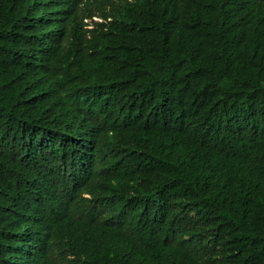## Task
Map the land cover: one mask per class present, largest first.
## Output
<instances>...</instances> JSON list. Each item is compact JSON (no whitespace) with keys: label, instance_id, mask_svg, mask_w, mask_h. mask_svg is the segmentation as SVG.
<instances>
[{"label":"trees","instance_id":"trees-1","mask_svg":"<svg viewBox=\"0 0 264 264\" xmlns=\"http://www.w3.org/2000/svg\"><path fill=\"white\" fill-rule=\"evenodd\" d=\"M0 264H264V0H0Z\"/></svg>","mask_w":264,"mask_h":264}]
</instances>
